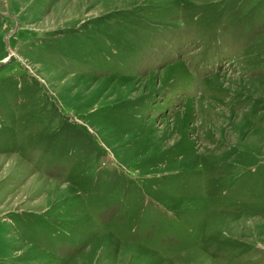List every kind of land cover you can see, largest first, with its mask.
<instances>
[{"label": "rangeland", "instance_id": "rangeland-1", "mask_svg": "<svg viewBox=\"0 0 264 264\" xmlns=\"http://www.w3.org/2000/svg\"><path fill=\"white\" fill-rule=\"evenodd\" d=\"M0 264H264V0H0Z\"/></svg>", "mask_w": 264, "mask_h": 264}]
</instances>
